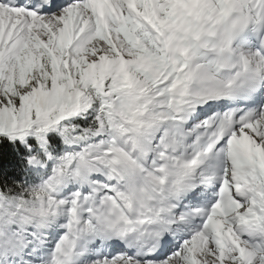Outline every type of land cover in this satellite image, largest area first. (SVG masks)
<instances>
[{"label": "snow or ice", "instance_id": "6c2138e0", "mask_svg": "<svg viewBox=\"0 0 264 264\" xmlns=\"http://www.w3.org/2000/svg\"><path fill=\"white\" fill-rule=\"evenodd\" d=\"M0 264H264V0H0Z\"/></svg>", "mask_w": 264, "mask_h": 264}]
</instances>
